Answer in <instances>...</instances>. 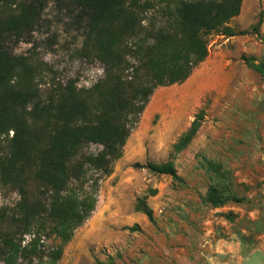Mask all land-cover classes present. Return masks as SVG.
<instances>
[{"label":"trees","instance_id":"obj_1","mask_svg":"<svg viewBox=\"0 0 264 264\" xmlns=\"http://www.w3.org/2000/svg\"><path fill=\"white\" fill-rule=\"evenodd\" d=\"M1 4L15 8L7 17L0 10V41L12 33L29 42L53 4L67 13L83 46L103 64L104 75L89 88L70 80L43 89L29 58L0 45V139L8 137L6 152L0 154V179L19 196L13 204L0 205V264H60L77 229L95 212L100 179L123 156L156 88L186 81L208 57L210 34L248 32L230 24L241 13L243 0ZM261 23L260 15L253 28ZM245 61L264 75V61L254 56ZM204 118V110L196 114L174 142V153L189 145ZM145 167L184 181L172 160ZM234 199L217 186L204 196L215 206ZM137 208L153 219L144 198H138Z\"/></svg>","mask_w":264,"mask_h":264},{"label":"rangeland","instance_id":"obj_2","mask_svg":"<svg viewBox=\"0 0 264 264\" xmlns=\"http://www.w3.org/2000/svg\"><path fill=\"white\" fill-rule=\"evenodd\" d=\"M13 8L0 5L5 17ZM230 24L248 32L212 33L209 47L226 52L231 72H193L183 83L156 88L123 156L100 179L95 212L77 229L60 264H264V75L245 61H264V0H243ZM0 45L29 58L43 89L70 80L89 88L104 75L67 13L53 4L29 42L11 33ZM201 110L199 131L174 153V142ZM7 140L1 136L0 154ZM169 160L183 182L145 167ZM211 186L235 199L218 206L205 201ZM18 198L0 179V205ZM138 198L153 209V219L138 210Z\"/></svg>","mask_w":264,"mask_h":264},{"label":"crops","instance_id":"obj_3","mask_svg":"<svg viewBox=\"0 0 264 264\" xmlns=\"http://www.w3.org/2000/svg\"><path fill=\"white\" fill-rule=\"evenodd\" d=\"M226 60L228 61L227 54L224 50H217L214 47L213 48L209 47L208 57L202 63H200V67L199 68L196 67V69H194L193 72H231L228 70ZM212 61H214L215 63L212 66H209ZM195 78H196V75L194 76V79ZM201 85L203 87V84L200 82V87ZM160 110H161V106H159L158 108H155L152 112H158Z\"/></svg>","mask_w":264,"mask_h":264}]
</instances>
